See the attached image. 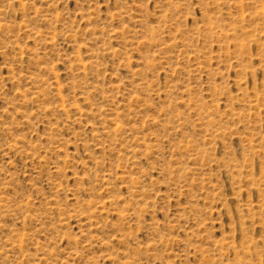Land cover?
Instances as JSON below:
<instances>
[{
    "label": "rangeland",
    "instance_id": "374dc122",
    "mask_svg": "<svg viewBox=\"0 0 264 264\" xmlns=\"http://www.w3.org/2000/svg\"><path fill=\"white\" fill-rule=\"evenodd\" d=\"M0 264H264V0H0Z\"/></svg>",
    "mask_w": 264,
    "mask_h": 264
}]
</instances>
